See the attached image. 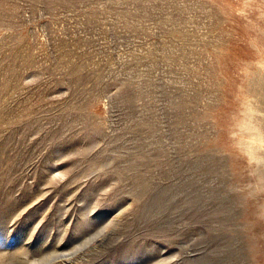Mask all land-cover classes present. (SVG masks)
Returning a JSON list of instances; mask_svg holds the SVG:
<instances>
[{
  "label": "rangeland",
  "instance_id": "1",
  "mask_svg": "<svg viewBox=\"0 0 264 264\" xmlns=\"http://www.w3.org/2000/svg\"><path fill=\"white\" fill-rule=\"evenodd\" d=\"M0 264H264V0H0Z\"/></svg>",
  "mask_w": 264,
  "mask_h": 264
}]
</instances>
